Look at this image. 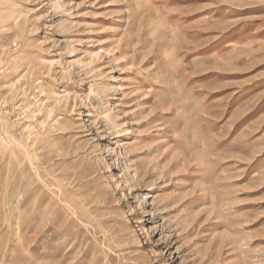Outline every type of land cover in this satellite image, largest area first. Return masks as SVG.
<instances>
[{
    "label": "rangeland",
    "instance_id": "374dc122",
    "mask_svg": "<svg viewBox=\"0 0 264 264\" xmlns=\"http://www.w3.org/2000/svg\"><path fill=\"white\" fill-rule=\"evenodd\" d=\"M0 264H264V0H0Z\"/></svg>",
    "mask_w": 264,
    "mask_h": 264
},
{
    "label": "bare ground",
    "instance_id": "6f19581e",
    "mask_svg": "<svg viewBox=\"0 0 264 264\" xmlns=\"http://www.w3.org/2000/svg\"><path fill=\"white\" fill-rule=\"evenodd\" d=\"M2 152H3V151H2ZM28 186H29V185H28ZM18 187H19V186H18ZM18 192H19V191H18ZM17 196H18V195H17ZM30 222H31V221H30ZM33 222H34V221H33ZM33 222H32V223H33ZM32 223H31V224H32ZM28 224H29V223H28Z\"/></svg>",
    "mask_w": 264,
    "mask_h": 264
}]
</instances>
